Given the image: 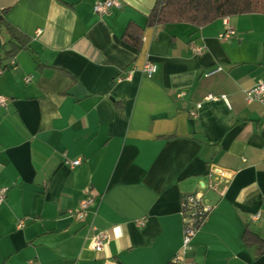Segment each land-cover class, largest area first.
Returning <instances> with one entry per match:
<instances>
[{
    "label": "crops",
    "instance_id": "crops-1",
    "mask_svg": "<svg viewBox=\"0 0 264 264\" xmlns=\"http://www.w3.org/2000/svg\"><path fill=\"white\" fill-rule=\"evenodd\" d=\"M98 1L0 0L22 43L0 76V264H171L184 196L198 191L211 210L187 259L264 264L243 242L247 226L264 239L252 221L264 219V105L245 94L264 80V14L230 17L236 34L223 41V19L149 27L157 0H119L104 17ZM130 24L139 47L124 39ZM213 169L232 173L218 191ZM90 195L79 222L70 212ZM91 223L110 235L103 252L86 239Z\"/></svg>",
    "mask_w": 264,
    "mask_h": 264
},
{
    "label": "built area",
    "instance_id": "built-area-1",
    "mask_svg": "<svg viewBox=\"0 0 264 264\" xmlns=\"http://www.w3.org/2000/svg\"><path fill=\"white\" fill-rule=\"evenodd\" d=\"M119 5V0H100L95 3L93 9L96 14L101 17L108 15L111 10ZM224 31L219 35V38L223 41H229L232 39L236 30L231 25L229 17L223 19ZM41 31H37V35H40ZM195 52L197 54H202L204 51L203 47H195ZM16 66V58H11L6 64L3 63L0 57V76H2L8 67ZM157 65L155 63H147L142 69L143 73L148 77L152 78L157 72ZM132 78L131 73L126 76L119 77V80H129ZM27 82L31 81V78L26 79ZM247 102H259L264 105V80L259 81L253 88L246 91ZM222 99L227 105H229V99L226 96L216 97L209 95L208 100H218ZM9 99L5 96H0V107H6ZM196 116V114H194ZM72 167H76L81 164V160H75L69 163ZM232 177V173L224 169H213L210 173L208 189L213 191H218L220 185H222L226 180ZM7 188L0 189V207L7 199ZM96 201L95 196L90 195L83 199L79 207L70 212V215L79 222H83L89 215L90 209L94 206ZM211 210V205L205 199L203 192L198 191L192 194L184 196L183 199V243L180 251L172 259L171 264H199L195 261L187 259V253L191 249L192 242L196 237L201 222L203 223L205 217ZM252 221H264L261 214H257L252 217ZM140 227L145 225L144 220L138 221ZM25 226V221H20L18 228H23ZM89 235L87 240L89 241L90 248L96 252H103L110 242V235L107 231L98 230L93 223L89 225Z\"/></svg>",
    "mask_w": 264,
    "mask_h": 264
},
{
    "label": "trees",
    "instance_id": "trees-1",
    "mask_svg": "<svg viewBox=\"0 0 264 264\" xmlns=\"http://www.w3.org/2000/svg\"><path fill=\"white\" fill-rule=\"evenodd\" d=\"M243 14H264V0H157L148 15L147 25L154 27L171 23H189L203 27L219 19ZM4 28L10 37L7 43L9 47L5 49L6 57L11 59L16 57L22 43L17 30L0 16V36ZM142 34V28L130 24L125 31L124 39L139 47ZM243 242L247 246H257L258 255L264 254V239L250 226L245 229Z\"/></svg>",
    "mask_w": 264,
    "mask_h": 264
},
{
    "label": "rangeland",
    "instance_id": "rangeland-1",
    "mask_svg": "<svg viewBox=\"0 0 264 264\" xmlns=\"http://www.w3.org/2000/svg\"><path fill=\"white\" fill-rule=\"evenodd\" d=\"M2 38V41H3V44H5V46L2 48V50H0V53H3L5 51V49H7V43H8V37H7V34H3L1 36Z\"/></svg>",
    "mask_w": 264,
    "mask_h": 264
},
{
    "label": "water",
    "instance_id": "water-1",
    "mask_svg": "<svg viewBox=\"0 0 264 264\" xmlns=\"http://www.w3.org/2000/svg\"><path fill=\"white\" fill-rule=\"evenodd\" d=\"M5 46V44H3L2 38L0 36V50H2V48Z\"/></svg>",
    "mask_w": 264,
    "mask_h": 264
}]
</instances>
